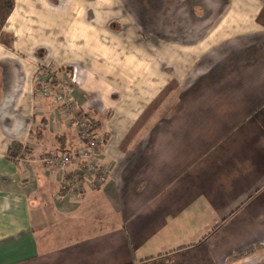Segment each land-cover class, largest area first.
<instances>
[{
  "label": "crops",
  "instance_id": "1",
  "mask_svg": "<svg viewBox=\"0 0 264 264\" xmlns=\"http://www.w3.org/2000/svg\"><path fill=\"white\" fill-rule=\"evenodd\" d=\"M13 1L0 264H264V0ZM44 66L97 122L110 167L80 198L41 159L82 144L39 95ZM14 142L31 157L10 158Z\"/></svg>",
  "mask_w": 264,
  "mask_h": 264
},
{
  "label": "built area",
  "instance_id": "2",
  "mask_svg": "<svg viewBox=\"0 0 264 264\" xmlns=\"http://www.w3.org/2000/svg\"><path fill=\"white\" fill-rule=\"evenodd\" d=\"M39 95L55 96L56 101L70 118L82 144L80 147L63 152L47 153L42 161L58 172L64 173V187L75 198H80L88 189L99 188L105 182L109 166L100 160L101 138L98 136L92 117L76 106L70 87L53 67H40L37 74ZM57 93L53 94L56 83Z\"/></svg>",
  "mask_w": 264,
  "mask_h": 264
},
{
  "label": "trees",
  "instance_id": "3",
  "mask_svg": "<svg viewBox=\"0 0 264 264\" xmlns=\"http://www.w3.org/2000/svg\"><path fill=\"white\" fill-rule=\"evenodd\" d=\"M14 7V1L13 0H0V32L7 20V18L9 17L12 9ZM39 87V84H38ZM92 117V116H91ZM94 125L96 126L97 122L95 121V119L92 117ZM39 129H37V133H38ZM39 135V133H38ZM68 149L65 147L64 151H67ZM32 155V150L30 147H28L25 144L22 143H18V142H14L8 151V156L12 159L14 158H24V157H31ZM162 255V254H159Z\"/></svg>",
  "mask_w": 264,
  "mask_h": 264
},
{
  "label": "rangeland",
  "instance_id": "4",
  "mask_svg": "<svg viewBox=\"0 0 264 264\" xmlns=\"http://www.w3.org/2000/svg\"><path fill=\"white\" fill-rule=\"evenodd\" d=\"M155 264V263H154Z\"/></svg>",
  "mask_w": 264,
  "mask_h": 264
}]
</instances>
